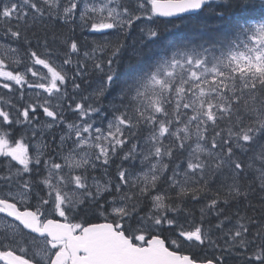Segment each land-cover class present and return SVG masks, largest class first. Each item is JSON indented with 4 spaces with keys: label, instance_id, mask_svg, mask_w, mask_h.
I'll use <instances>...</instances> for the list:
<instances>
[{
    "label": "snow or ice",
    "instance_id": "1",
    "mask_svg": "<svg viewBox=\"0 0 264 264\" xmlns=\"http://www.w3.org/2000/svg\"><path fill=\"white\" fill-rule=\"evenodd\" d=\"M201 11L220 55H154ZM0 41V264H264V0H0Z\"/></svg>",
    "mask_w": 264,
    "mask_h": 264
},
{
    "label": "trees",
    "instance_id": "2",
    "mask_svg": "<svg viewBox=\"0 0 264 264\" xmlns=\"http://www.w3.org/2000/svg\"><path fill=\"white\" fill-rule=\"evenodd\" d=\"M243 14L240 12H229L227 14H221L220 12H204L201 11L197 15L187 16L180 18L178 20H174V24H169L167 29L163 32V35L160 37L159 41H157L156 48L154 51V55H160L161 53H165L170 55L172 51L179 47H188V48H213V51L217 55H220L221 50L224 47V42L229 39H234L235 34L233 31L234 24L236 21L240 20ZM259 21V19L254 20ZM251 23V21H249ZM77 35H81L77 32ZM87 39H91V37H87ZM0 43H3L0 41ZM16 45L14 44L13 47ZM23 59L24 63H27V56L25 54V50L21 46L19 54L16 53V58ZM0 59H4L6 63H8L11 67H15L13 61L15 59H8L5 55L4 48H0ZM127 64V57H125L124 61L121 64V71L126 70L125 66ZM46 72V70H44ZM96 80L95 76H90L89 81L94 83ZM3 90L2 94L0 93V97L10 98L8 95H5L7 89L0 88V91ZM40 92L41 90H36ZM46 95V94H42ZM12 96V94H11ZM31 97L35 99V95L33 90H28L27 95L25 96V101ZM17 105L24 103V101L17 100ZM71 103V101H69ZM65 114H70V110L66 109ZM15 135V133H13ZM18 137V136H17ZM114 168V166H113ZM110 172L113 169L109 170ZM100 176L99 174H97ZM255 199V198H254ZM199 202H191L189 207L195 214V216L199 217Z\"/></svg>",
    "mask_w": 264,
    "mask_h": 264
},
{
    "label": "rangeland",
    "instance_id": "3",
    "mask_svg": "<svg viewBox=\"0 0 264 264\" xmlns=\"http://www.w3.org/2000/svg\"><path fill=\"white\" fill-rule=\"evenodd\" d=\"M5 55L6 57H8V59H15L16 58V53H12L11 51L5 49ZM97 174H99L101 176V173L100 172H97Z\"/></svg>",
    "mask_w": 264,
    "mask_h": 264
},
{
    "label": "flooded vegetation",
    "instance_id": "4",
    "mask_svg": "<svg viewBox=\"0 0 264 264\" xmlns=\"http://www.w3.org/2000/svg\"><path fill=\"white\" fill-rule=\"evenodd\" d=\"M10 230H11V228H9V227L5 228V231H10ZM5 231H1V233L5 232Z\"/></svg>",
    "mask_w": 264,
    "mask_h": 264
},
{
    "label": "water",
    "instance_id": "5",
    "mask_svg": "<svg viewBox=\"0 0 264 264\" xmlns=\"http://www.w3.org/2000/svg\"><path fill=\"white\" fill-rule=\"evenodd\" d=\"M191 14H193V13H191ZM185 15H188V14H185ZM163 19H172V18H163ZM175 19V18H174Z\"/></svg>",
    "mask_w": 264,
    "mask_h": 264
}]
</instances>
